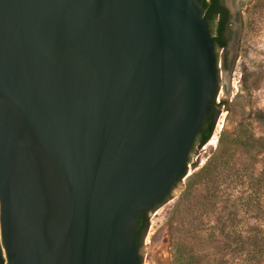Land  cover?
Wrapping results in <instances>:
<instances>
[{
	"label": "water",
	"instance_id": "95a60500",
	"mask_svg": "<svg viewBox=\"0 0 264 264\" xmlns=\"http://www.w3.org/2000/svg\"><path fill=\"white\" fill-rule=\"evenodd\" d=\"M218 61L202 0H0V264H143Z\"/></svg>",
	"mask_w": 264,
	"mask_h": 264
},
{
	"label": "rangeland",
	"instance_id": "374dc122",
	"mask_svg": "<svg viewBox=\"0 0 264 264\" xmlns=\"http://www.w3.org/2000/svg\"><path fill=\"white\" fill-rule=\"evenodd\" d=\"M232 39L227 61L218 51L213 132L198 146L181 191L149 212L139 246L143 264L164 253L171 264L174 243L182 244L178 264H264V119L258 117L264 112V0L244 5L230 67Z\"/></svg>",
	"mask_w": 264,
	"mask_h": 264
},
{
	"label": "flooded vegetation",
	"instance_id": "af4514ba",
	"mask_svg": "<svg viewBox=\"0 0 264 264\" xmlns=\"http://www.w3.org/2000/svg\"><path fill=\"white\" fill-rule=\"evenodd\" d=\"M205 14L209 23L210 32L214 38L217 51L221 50L227 61L229 40L233 38L235 29L242 27V11L248 0H207ZM224 41L226 46H219L218 42ZM226 65V64H225ZM220 105L213 106V115L210 120L216 122L217 108Z\"/></svg>",
	"mask_w": 264,
	"mask_h": 264
},
{
	"label": "trees",
	"instance_id": "16d2710c",
	"mask_svg": "<svg viewBox=\"0 0 264 264\" xmlns=\"http://www.w3.org/2000/svg\"><path fill=\"white\" fill-rule=\"evenodd\" d=\"M202 2L204 4V9H206V7H207L209 2L207 0H202ZM218 43H219L218 44L219 46H224V47L226 46L224 41H219ZM215 97H216V95L214 96V100H215ZM214 104L215 105H219V103H215V102H214ZM212 115H213V111L211 112V116ZM258 117L261 118V119H264V112L263 111L259 112L258 113ZM214 125H215L214 117H213V120L205 121L203 123L202 127L200 128V130L198 132V135H197V138H196L194 146L195 145L201 146V145L205 144L210 139V136H211V134L213 132V129H214ZM193 182H194V177L193 176L189 177L188 178V182L186 184V188L181 193L182 195H186L185 193H187L188 190L192 187ZM137 224H138V228H137V242H138V245L140 246L141 243H142L144 234L147 231V228L149 226V210L148 209H144L143 210L142 217L137 221ZM181 246H182L181 243H174L173 244L172 247L176 249L174 251L176 254L173 255V253H172V263L171 264H178V262L182 258L179 255H177V254H179L178 252H180V250H181Z\"/></svg>",
	"mask_w": 264,
	"mask_h": 264
},
{
	"label": "bare ground",
	"instance_id": "6f19581e",
	"mask_svg": "<svg viewBox=\"0 0 264 264\" xmlns=\"http://www.w3.org/2000/svg\"><path fill=\"white\" fill-rule=\"evenodd\" d=\"M155 264H167V255L164 253L160 256V259L155 262Z\"/></svg>",
	"mask_w": 264,
	"mask_h": 264
}]
</instances>
